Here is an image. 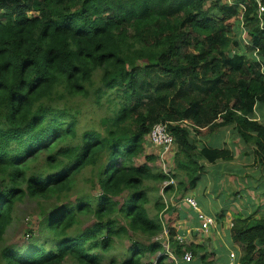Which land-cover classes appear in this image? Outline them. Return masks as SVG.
Masks as SVG:
<instances>
[{
    "label": "trees",
    "instance_id": "1",
    "mask_svg": "<svg viewBox=\"0 0 264 264\" xmlns=\"http://www.w3.org/2000/svg\"><path fill=\"white\" fill-rule=\"evenodd\" d=\"M259 4L264 0H0V243L18 202L65 198L84 170L100 165L98 196L45 215L54 247H6L2 264H103L101 253L129 231L150 242H132L120 264H173L153 241L164 230L165 203L151 217L146 182L174 178L180 189H195L205 171L200 160L233 159L225 149L198 148L197 136L223 127L251 143L264 167V124L253 120L264 107V61L246 55L264 58ZM77 102L108 112L103 131L78 132ZM158 123L169 124L178 148L174 175L150 167L153 156L134 162ZM80 215L95 222L72 236ZM237 215L229 235L240 264H264V218ZM172 225L173 253L190 251L207 263V246L180 244Z\"/></svg>",
    "mask_w": 264,
    "mask_h": 264
},
{
    "label": "rangeland",
    "instance_id": "2",
    "mask_svg": "<svg viewBox=\"0 0 264 264\" xmlns=\"http://www.w3.org/2000/svg\"><path fill=\"white\" fill-rule=\"evenodd\" d=\"M239 39L244 42V39L246 40V33H242L241 31H238ZM243 34V35H242ZM243 36V37H242ZM75 107L80 108L81 113L79 115V124H78V132L81 133L83 130L88 129L89 127H96L97 130L103 131L104 127L101 124L102 118H104L105 115L108 114V112L104 108H99L98 106L88 104L83 106L79 105V103H75ZM261 113L264 114V108L261 109ZM258 117V116H257ZM258 122H260L258 120ZM261 123V122H260ZM190 128V126H188ZM235 135V132L232 133ZM231 135V134H230ZM203 139L201 137H197L198 145L200 143V139ZM201 144V143H200ZM248 144V143H245ZM250 145V144H248ZM177 145L174 144L171 148V150L164 154L163 150L161 148L153 146L149 140L148 137L145 141V151L135 159V165H143L148 163L146 160L147 156H153L155 157V160L153 162L148 163L150 167H152L155 171L164 172L168 175H174L178 172L177 166H176V153H177ZM253 151L251 148L248 147V160L253 157ZM42 160V158H41ZM249 165V168L251 167L252 170L254 168H257V170H264V167H262L258 161H255L254 164H251V159L247 162ZM40 164L39 162H36L33 164V166H37ZM245 169L244 171L248 172L251 169ZM100 171V165L97 169H94L93 171L89 168L87 170H84L80 176L76 178L73 190L69 192L68 196L65 198H62L60 200L52 199V200H45V199H35V198H29L25 197L22 199V201L18 202L14 208L13 212V222L11 226L8 228L5 237L0 243V255L4 248L8 247L11 248L13 251L24 253L29 248L33 246H43L46 250H50L54 247V239L51 233H49L46 230L45 227V221L44 217L46 214H49L50 212L55 210V207L63 206V205H73L77 202L78 199H90L93 200L94 197L98 196L100 193L99 186L97 184V179ZM252 172V171H251ZM205 173V172H204ZM262 172L260 173L261 177ZM243 174H237L238 177H241ZM173 179L174 183L172 185H169L173 187V189L169 191H165L167 187L165 186V183H156V182H146L147 185V192L150 199V203L147 205V209L149 210V213L151 217L156 216L158 213L157 208L155 207L156 203L158 201H162V203H165V209L168 206H170L171 202H178L182 197L190 196L191 190H186V186L183 189L179 188V180ZM209 179L203 176L201 181L198 184L197 187V193H195L196 190H193L194 195L196 199L198 200V204L202 206V208L210 214L212 217H216V212L214 210V207H216L218 204L217 202L213 201L211 199V194L209 187L207 185L209 184ZM238 181H240L238 179ZM264 181V180H263ZM168 182V181H167ZM187 185V184H186ZM254 184L250 182L251 187ZM231 188V189H229ZM229 188L225 187V191L223 192L222 200L224 203V209H229L233 207L232 200L233 197L236 198V196L241 195L240 192H236L235 188L231 185H229ZM236 193V194H234ZM213 194V193H212ZM127 196V193L123 195V198L118 199L121 203L124 202V198ZM231 196V200H230ZM233 196V197H232ZM167 204V205H166ZM172 207V206H171ZM255 205L252 203V209L255 212H252L253 214L257 213V209H254ZM163 209L161 212H159V217H161L163 220L168 219L167 215L170 213L169 209L165 211ZM243 211V208H242ZM252 211V210H251ZM194 212V211H193ZM221 212H224L222 210ZM217 213V216L221 213ZM227 212V211H226ZM244 213H250L248 210L243 211ZM239 213V212H238ZM237 213V214H238ZM240 214L242 217L243 214ZM237 214L232 213L231 210V217L234 218L235 216H238ZM249 216V215H248ZM246 216V217H248ZM120 222L123 225H126V220L120 216L119 218ZM169 220H167V224L169 223ZM95 222V219L93 216L88 215H80L78 218V223L75 224L72 229L68 231L69 234L72 236L77 235L84 231L87 227L91 226ZM165 223V224H166ZM161 235V234H160ZM159 235V236H160ZM190 240V239H189ZM153 241H156L153 240ZM229 241V245L225 247L221 251V256H223V262L216 260V250L215 243H213L211 246L207 249V263H200V264H225L230 263L231 261H239L241 257V249L238 245H236L231 237L227 239ZM132 242H140L142 244H149V240L146 236L140 235V234H134L133 232L129 231L128 234H124L121 238H115L112 242L111 250L108 253H101L103 255L102 263L103 264H110L112 260H116L118 264L122 263L124 259H127L129 257L128 255V249L132 245ZM216 244H219L218 242ZM190 246V245H186ZM170 251H173L171 246L169 247ZM95 253H99L98 250L95 251ZM233 253L236 256V259H231L230 254ZM195 257V256H194ZM182 257H178L175 253H173V257H169L168 262L177 264V261L181 262ZM155 257H149L147 256L145 262H152L154 261ZM178 259V260H177ZM198 260L197 257H195V260ZM2 264V261L0 262ZM63 264H78L72 259H67L64 261ZM181 264V263H180Z\"/></svg>",
    "mask_w": 264,
    "mask_h": 264
},
{
    "label": "crops",
    "instance_id": "3",
    "mask_svg": "<svg viewBox=\"0 0 264 264\" xmlns=\"http://www.w3.org/2000/svg\"><path fill=\"white\" fill-rule=\"evenodd\" d=\"M241 32L244 33L246 30L243 26V23L240 25ZM246 33V32H245ZM250 58H254L257 61H264V58L258 55L257 52L246 54ZM264 108L262 106H258L255 109V115L253 120L260 121L262 124H264V114L261 113V109ZM258 116V117H257ZM233 131L235 132V135H233ZM231 134V135H230ZM201 137L203 139H200V143L198 145V148H203L204 146H208L211 148H218V149H225L232 153L233 159L228 161H217L216 163H207L204 160H200L199 163L204 167V172L201 174V179L205 175L209 179V184L207 187H209L211 199L215 202H217V206L214 207V210L216 212V217H212L210 214L205 212V210L202 208V206H199V210L205 213L206 215L214 218L216 220V226L211 228V230L207 233L200 230V225L197 219V212H193L191 208H189L184 203V197H182L178 202H171L170 206H167L170 213H168L167 218L170 219L169 223L167 224V220H163L162 222H165L168 227L169 224H173L172 228H174L177 232V235L175 239L177 240L178 237H182L185 240L186 245H204L211 246L213 243H215L216 250V260L223 262V256H221V251L225 249L226 246L229 245V241L227 239L230 238L229 231L233 227V219L231 217V210L234 214H242L243 211L248 210L250 213H244L243 216H253L257 219L264 218V170L260 171L257 170V168H252L249 166L247 162L251 159V164H254L255 162V153H254V146L249 143L245 144L241 140V138L237 135L235 129L233 127H223L219 130H215L214 132H211V134H208L206 136H197ZM204 145V146H203ZM248 147L252 149L253 151V157H251L249 160L248 156ZM251 169L248 172L244 171L245 169ZM261 177L259 176L260 173ZM237 174H243L241 177H238ZM200 179V181H201ZM238 179L240 181H238ZM199 181V182H200ZM198 182V184H199ZM250 182H252L254 185L251 187ZM197 184V187H198ZM229 185L233 186L236 190V192L241 191V195L236 196L232 200V205L229 209H224V203L222 200V194L225 191V187L229 188ZM197 187L195 189L191 190L190 197H193L196 199L193 190H196L195 193H197ZM231 189V188H229ZM213 193V194H212ZM236 194V193H234ZM186 197V196H185ZM197 200V199H196ZM231 200V196H230ZM198 202V200H197ZM252 203H254L255 207L254 209H257V213L253 214L252 212H255L252 209ZM172 206V207H171ZM243 208V211H242ZM168 209H165L168 210ZM224 210V212H221ZM252 210V211H251ZM221 212L218 216L217 213ZM227 211V212H226ZM225 213V215H224ZM164 231V230H163ZM163 234V232H162ZM161 234V235H162ZM163 241L166 242V245L170 247V237L163 236ZM190 239V240H189ZM219 244H216V243ZM162 244V243H161ZM163 247L166 250V246L162 244ZM233 254V253H231ZM230 254V258H231ZM232 259V258H231ZM236 259V256L235 258ZM202 263L199 259L195 260L193 264H200ZM183 264V263H182ZM221 264V263H220ZM228 264V263H225ZM229 264H240L239 261H231Z\"/></svg>",
    "mask_w": 264,
    "mask_h": 264
},
{
    "label": "built area",
    "instance_id": "4",
    "mask_svg": "<svg viewBox=\"0 0 264 264\" xmlns=\"http://www.w3.org/2000/svg\"><path fill=\"white\" fill-rule=\"evenodd\" d=\"M264 12V7L259 4V14L261 15ZM185 125H189L188 123H186ZM169 124L167 123H158L156 124L151 133L148 136V140L149 142L158 148H161L163 150L164 154H167L172 146L175 144V139L174 136L169 132ZM174 183L173 179L169 180L168 182L166 181L165 186H169L172 185ZM184 203L191 208L193 211L197 212V219L200 225V230L207 233L211 230V228L215 227L216 224V220L208 215H206L205 213H203L202 211L199 210V206H198V202L195 198L190 197V196H186L184 197ZM167 205V204H166ZM168 206V205H167ZM166 209H168L166 207ZM163 223V227H164V231L163 234L156 237V241L160 242L162 244H164L166 246V250L165 253L166 255H168L169 257H173V251L169 250V247L166 245V242L163 241V236H167L169 235V227L167 224H165V222ZM177 241L186 246V242L182 237H178ZM183 255L181 258V262L177 261V264H193L195 262V257L193 255L192 252L190 251H186L183 250ZM231 258H235L234 254H231ZM178 260V259H177Z\"/></svg>",
    "mask_w": 264,
    "mask_h": 264
}]
</instances>
